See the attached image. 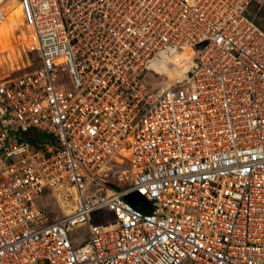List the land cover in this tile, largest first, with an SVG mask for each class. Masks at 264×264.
<instances>
[{
    "label": "built area",
    "instance_id": "2783aa9c",
    "mask_svg": "<svg viewBox=\"0 0 264 264\" xmlns=\"http://www.w3.org/2000/svg\"><path fill=\"white\" fill-rule=\"evenodd\" d=\"M262 1L16 0L0 264H264ZM183 51L164 87L151 62Z\"/></svg>",
    "mask_w": 264,
    "mask_h": 264
},
{
    "label": "rangeland",
    "instance_id": "374dc122",
    "mask_svg": "<svg viewBox=\"0 0 264 264\" xmlns=\"http://www.w3.org/2000/svg\"><path fill=\"white\" fill-rule=\"evenodd\" d=\"M15 8V12L12 13ZM4 9L7 16H5L6 19L0 26V29L7 23L9 30L5 37L0 39V79L14 78L34 68L32 66L29 67V62L27 61L28 52L26 45L28 38L26 30L22 25L20 8L17 6L16 0L4 1ZM11 13L12 15H10ZM248 13L264 30V0L252 6ZM169 67L172 69V66ZM163 83H165L163 86H166L169 81L165 80ZM117 183L123 184V182ZM68 202L72 205L71 201ZM47 204L49 207L54 208L52 202L48 201ZM80 232L77 231L75 234L80 235Z\"/></svg>",
    "mask_w": 264,
    "mask_h": 264
},
{
    "label": "bare ground",
    "instance_id": "6f19581e",
    "mask_svg": "<svg viewBox=\"0 0 264 264\" xmlns=\"http://www.w3.org/2000/svg\"><path fill=\"white\" fill-rule=\"evenodd\" d=\"M6 0H1L0 3H4ZM16 8L13 10L14 13ZM12 13L10 15H12ZM7 16V15H6ZM6 17L4 18L5 21ZM2 21L0 26L4 23ZM9 30V25L7 23L4 27L0 29V39H3ZM190 59V52H175L174 54H165L162 55L159 60H154L151 62L150 69L155 70L157 74H159L158 79H162V81H171L175 79L182 78V75L185 71L186 65ZM172 66V69L169 67ZM166 87V86H164ZM163 88V87H162ZM62 206L64 208V212L68 214L71 209V203L68 201L62 202Z\"/></svg>",
    "mask_w": 264,
    "mask_h": 264
},
{
    "label": "water",
    "instance_id": "95a60500",
    "mask_svg": "<svg viewBox=\"0 0 264 264\" xmlns=\"http://www.w3.org/2000/svg\"><path fill=\"white\" fill-rule=\"evenodd\" d=\"M125 199L130 202V204L133 206V207H136L140 204V202L138 200H141V197H139L138 195L136 194H132V195H127L125 197Z\"/></svg>",
    "mask_w": 264,
    "mask_h": 264
}]
</instances>
